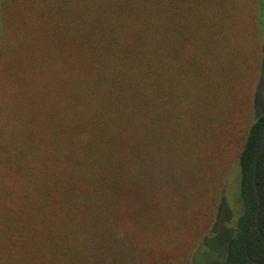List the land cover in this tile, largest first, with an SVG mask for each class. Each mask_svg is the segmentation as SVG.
<instances>
[{
  "label": "trees",
  "instance_id": "16d2710c",
  "mask_svg": "<svg viewBox=\"0 0 264 264\" xmlns=\"http://www.w3.org/2000/svg\"><path fill=\"white\" fill-rule=\"evenodd\" d=\"M203 5L202 0H91L87 9L85 0L78 1L69 23L76 33L73 51L67 33L60 46L62 103L66 106L65 97L74 91L72 117L62 110L66 128L60 126L56 135L47 120L43 151L37 152L39 139H28L26 168L22 159L11 164L0 160L14 172L7 179L0 171V184L10 190L9 200L0 199V264H159L156 240L138 233L141 219L148 216L138 171L145 156L153 158L158 149L153 145L156 134L167 137L153 124L154 110L178 107L182 97L170 96V89L173 95L178 92L172 78L161 91L155 74L166 59L174 74L189 55L192 35L184 29L186 18ZM165 25L172 29L160 31ZM167 34L181 42L169 55L161 50ZM30 84L39 88L37 81ZM263 133L264 115H258L238 156L234 191L239 188L242 212L228 242L226 264H264V150L256 178L260 232L252 229L258 206L254 164ZM185 143L180 140L177 151L195 161ZM225 179L219 203L229 190L221 187ZM20 183L24 195L16 189ZM209 217L212 223L217 220L215 207Z\"/></svg>",
  "mask_w": 264,
  "mask_h": 264
},
{
  "label": "rangeland",
  "instance_id": "374dc122",
  "mask_svg": "<svg viewBox=\"0 0 264 264\" xmlns=\"http://www.w3.org/2000/svg\"><path fill=\"white\" fill-rule=\"evenodd\" d=\"M78 1L0 0V160L11 164L22 159L26 168L28 139H39L36 149L41 152L47 120L56 135L60 126L66 128L67 118L64 124L60 121L62 110L72 117L74 91L65 97L66 106L62 103L60 46L67 33L73 51L76 33L69 23ZM85 1L89 9L91 0ZM202 1L204 8L186 18L184 29L192 35L189 55L174 74L167 59L155 74L161 91L172 78L178 92L173 95L169 88L170 96L182 97L178 107L154 110L153 124L167 137L156 134L153 145L158 149L153 158L145 156L138 171L141 200L148 210L138 233L156 240L159 264H226L228 242L242 212L239 188L234 191L238 156L250 124L264 115V0ZM177 45L181 42L167 34L161 50L169 55ZM30 80L39 88L34 90ZM180 140L186 142L188 155L196 154L195 161L177 151ZM0 171L7 179L14 174L7 162H0ZM225 176L221 187L229 190L219 203ZM20 186L16 189L24 195ZM9 191L0 184V199L9 200ZM214 207L217 220L212 223Z\"/></svg>",
  "mask_w": 264,
  "mask_h": 264
},
{
  "label": "water",
  "instance_id": "95a60500",
  "mask_svg": "<svg viewBox=\"0 0 264 264\" xmlns=\"http://www.w3.org/2000/svg\"><path fill=\"white\" fill-rule=\"evenodd\" d=\"M264 150V133H263V137H262V144L260 149L257 152V155L255 157V164H254V184H255V188H256V192H257V196H258V206H257V210H256V222L255 225L252 227V229H258V231L260 232V225H259V220H260V209H261V194H260V189L258 187L256 178H257V170H258V161H259V156L261 155V153Z\"/></svg>",
  "mask_w": 264,
  "mask_h": 264
}]
</instances>
